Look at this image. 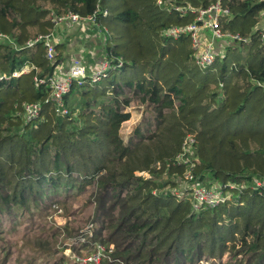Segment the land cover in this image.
<instances>
[{"label":"trees","instance_id":"obj_1","mask_svg":"<svg viewBox=\"0 0 264 264\" xmlns=\"http://www.w3.org/2000/svg\"><path fill=\"white\" fill-rule=\"evenodd\" d=\"M174 2L205 8L215 0ZM222 3L230 12L222 31L242 41L201 69L188 36L162 35L193 16L155 0H0V34L18 47L52 30V18L95 13L100 57L114 68L95 84L73 85L62 116L45 102L50 91L34 82V70L0 82V227L14 215L24 222L51 196L94 188L113 245L108 264H264V193L251 189L264 178V0ZM64 48L50 62L42 44L17 51L0 40V75L31 65L38 76L52 75ZM27 103L42 105L30 122ZM133 105L142 119L125 142L120 128ZM187 136L195 138L194 175L230 198L193 208L179 183L185 165L175 161Z\"/></svg>","mask_w":264,"mask_h":264},{"label":"built area","instance_id":"obj_2","mask_svg":"<svg viewBox=\"0 0 264 264\" xmlns=\"http://www.w3.org/2000/svg\"><path fill=\"white\" fill-rule=\"evenodd\" d=\"M155 4L159 9L178 13L181 15V18L182 16H185V14L193 16L191 23L183 26L171 27L164 30L162 35L172 39H177L181 36H188L193 50L194 63L201 69H205L213 64L217 57H221L224 54L227 47L233 46L236 42L242 41L239 36L224 32L220 27L221 20L230 14L229 9L223 5L222 0H215V2L205 8H194L190 6L184 8L174 2V0H155ZM106 15L107 11L104 10L103 16ZM52 21L54 22V28L52 30L39 33L38 35L27 39L20 47H18L15 41L7 35L0 34V40H7L17 51L33 49L38 44H42L46 60L54 62L58 55L55 34V28L57 25L67 23L69 25L79 26L85 23L95 26L96 28L99 27L95 13L83 17L79 14L70 12L52 18ZM261 37L264 40V29L261 31ZM223 39L228 41L226 45L219 43V41ZM104 61L92 68L89 64L86 66L81 58H72L66 72L54 71L52 75L43 77L38 76L39 69L34 65L24 66L21 70L11 73L10 76L0 75V82L11 78H17L22 74H27L34 70V82L37 85H42L48 88L50 91V97L45 102H53L57 114L62 116L67 113V109L64 105V96L68 94L73 85L76 84L82 86L86 83L89 85L95 84L101 81L107 75L109 70L114 69L108 61ZM41 111L42 105L40 103H27L23 106V118L26 122L33 121L40 116ZM194 143L195 138L193 136L185 137L182 142L181 150L175 157V161L178 165H185V171L183 174L184 182L183 180L182 182L185 187L184 190L186 191L189 189L191 192L193 208L198 209L202 205L212 207L219 202H222L225 197L230 198L231 193L227 192L224 195L223 191H221V187L216 188L217 192L215 195L205 193L201 181H199L193 173L195 164L190 163L188 160V154L190 153V149L192 150ZM238 187L242 189L244 186L240 185ZM229 188H234V186L230 185ZM251 189L252 191L264 193V178L255 180L251 185ZM88 261L98 264V255L90 257Z\"/></svg>","mask_w":264,"mask_h":264},{"label":"rangeland","instance_id":"obj_3","mask_svg":"<svg viewBox=\"0 0 264 264\" xmlns=\"http://www.w3.org/2000/svg\"><path fill=\"white\" fill-rule=\"evenodd\" d=\"M262 16L264 17V14ZM84 26L82 31L76 32L78 38L83 37L79 38L76 49L86 50L89 47L90 39L98 40L100 43L104 39L99 27L101 34L93 35L90 34V26ZM98 26L100 25L98 24ZM85 33H87L86 36ZM70 37L73 38V36ZM219 43L226 45L228 41L223 39ZM73 47L74 45L70 42L65 48L68 58L72 53L71 50L74 51ZM90 49V56L96 58L95 51L92 50V47ZM87 55L89 53L84 51L82 61L86 66L88 65L87 59H89ZM71 59L69 60L71 61ZM102 61L100 60L97 64ZM129 111L131 118L124 122L120 128V135L125 142L142 119L140 107L130 108ZM188 160L192 164L196 163L191 149ZM140 175L145 178L149 177L147 173ZM182 178L179 177V183L182 182ZM206 181L201 182L203 190L206 194L215 195L217 183L212 182L209 177ZM181 187L184 186L181 185ZM97 199L98 195L94 188L85 191V193L72 192L65 199H62L61 195L51 196L48 198L45 209L42 208L29 214L24 222H20V215L12 216L3 227H0V264H26L28 257H35V264H95L89 262L88 259L96 255L99 258L98 264H108L113 245L106 241L107 223L103 211L98 208ZM46 241L45 248L39 246L41 242ZM33 245L34 247L31 249L30 246ZM5 256L9 259L4 261L2 258Z\"/></svg>","mask_w":264,"mask_h":264},{"label":"crops","instance_id":"obj_4","mask_svg":"<svg viewBox=\"0 0 264 264\" xmlns=\"http://www.w3.org/2000/svg\"><path fill=\"white\" fill-rule=\"evenodd\" d=\"M90 26V34L92 33L93 35H100L99 34V29H97L98 31H97V33L96 32H92L91 31V25H89V24H85V23H83V25H79V26H77V25H69V24H67V23H62V24H59V25H57L56 26V28H55V32L57 33H55L56 34V39H57V46L60 44V43H65V48H66V46L70 43V42H72V44L74 45V47H73V49H74V51H72L71 50V54H70V58H81V59H83V53H84V51H86V53H89V55H87V56H89V59H87L88 60V64L93 68V67H95L96 66V64L101 60H103V58L102 57H100V52H101V50H102V47H101V43L98 41V40H94V41H92L91 39H90V41H89V44H88V48L86 49V50H83V49H81V48H78V49H76L75 47H78V41H79V38H83L82 36H80L79 38H78V35H76V32L78 31V30H80V31H82L83 30V26ZM84 26V27H85ZM259 28H262V29H264V20H261L260 21V23H259ZM89 31V28L87 29V32ZM67 35H69V36H67ZM87 35V33H85V36ZM70 36H73V38L72 37H70ZM65 39H67V40H65ZM86 43H88V42H86ZM90 47H92L93 49L92 50H94L95 51V55L97 56L96 58L95 57H92V56H90V52H91V49H90ZM65 48H64V55H65V62L63 63V64H61V65H59L57 68H56V70H55V72H66V70H67V68H68V65H69V63H70V58H68L67 56H66V53H65ZM58 52V51H57ZM97 52H98V55H97ZM72 56V57H71ZM89 60H90V62H89Z\"/></svg>","mask_w":264,"mask_h":264}]
</instances>
